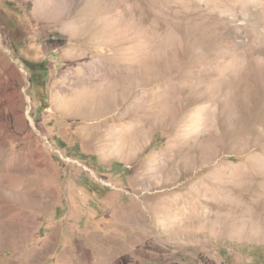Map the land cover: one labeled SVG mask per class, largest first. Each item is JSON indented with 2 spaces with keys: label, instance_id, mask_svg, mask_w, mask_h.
<instances>
[{
  "label": "rangeland",
  "instance_id": "obj_1",
  "mask_svg": "<svg viewBox=\"0 0 264 264\" xmlns=\"http://www.w3.org/2000/svg\"><path fill=\"white\" fill-rule=\"evenodd\" d=\"M0 264H264V0H0Z\"/></svg>",
  "mask_w": 264,
  "mask_h": 264
},
{
  "label": "bare ground",
  "instance_id": "obj_2",
  "mask_svg": "<svg viewBox=\"0 0 264 264\" xmlns=\"http://www.w3.org/2000/svg\"><path fill=\"white\" fill-rule=\"evenodd\" d=\"M89 23V22H88Z\"/></svg>",
  "mask_w": 264,
  "mask_h": 264
}]
</instances>
